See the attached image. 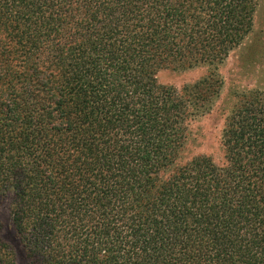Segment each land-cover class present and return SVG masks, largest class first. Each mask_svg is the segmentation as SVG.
I'll return each instance as SVG.
<instances>
[{
    "label": "trees",
    "instance_id": "obj_1",
    "mask_svg": "<svg viewBox=\"0 0 264 264\" xmlns=\"http://www.w3.org/2000/svg\"><path fill=\"white\" fill-rule=\"evenodd\" d=\"M256 0H0V199L26 264H264V92L223 161L174 165ZM213 68L178 92L167 67ZM0 241V264H15Z\"/></svg>",
    "mask_w": 264,
    "mask_h": 264
},
{
    "label": "rangeland",
    "instance_id": "obj_2",
    "mask_svg": "<svg viewBox=\"0 0 264 264\" xmlns=\"http://www.w3.org/2000/svg\"><path fill=\"white\" fill-rule=\"evenodd\" d=\"M216 68L220 88L216 94L208 96L191 117L188 141L174 165L162 175L164 178L193 157H210L215 164L221 165L223 155L220 134L225 118L239 95L247 91L264 92V0H256L252 29L246 39ZM209 73H213V68L201 64L167 67L159 77L164 85L183 92L198 85ZM0 241L12 247L15 264H26L10 223L5 198L0 199Z\"/></svg>",
    "mask_w": 264,
    "mask_h": 264
}]
</instances>
